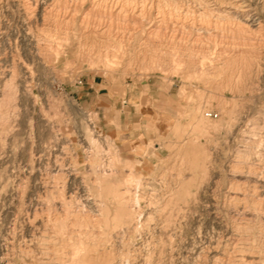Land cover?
<instances>
[{
  "label": "rangeland",
  "instance_id": "obj_1",
  "mask_svg": "<svg viewBox=\"0 0 264 264\" xmlns=\"http://www.w3.org/2000/svg\"><path fill=\"white\" fill-rule=\"evenodd\" d=\"M30 1L0 0V264H264V182L242 192L264 161V0H154L86 38L65 0ZM121 126L151 137L123 153Z\"/></svg>",
  "mask_w": 264,
  "mask_h": 264
},
{
  "label": "bare ground",
  "instance_id": "obj_2",
  "mask_svg": "<svg viewBox=\"0 0 264 264\" xmlns=\"http://www.w3.org/2000/svg\"><path fill=\"white\" fill-rule=\"evenodd\" d=\"M52 1V0H51ZM154 0H65L63 3H60L59 1H55L54 3H51V7H55L56 5L60 6L62 4V21H64V24L66 25V29L69 26V33L72 31L79 32V38H86L87 36L93 34L94 32H108L113 27L112 18L118 19L119 16L123 15V20L126 19L127 21V28L130 29L128 24H134L139 18L149 19L151 14V7L154 4ZM218 1V0H217ZM30 5L33 6L37 5V0H32L28 2ZM49 3V4H50ZM87 3V5H85ZM27 4V3H26ZM231 7L239 13H247L249 10L248 5L244 3L242 0H232L230 2ZM50 6V5H48ZM230 6V5H229ZM57 8V7H56ZM48 9V8H47ZM46 9V10H47ZM60 9V8H59ZM58 9V10H59ZM56 10V9H55ZM57 10V11H58ZM213 10V9H212ZM30 11V10H29ZM54 12V11H53ZM56 12H54L55 14ZM164 15V14H163ZM168 15V14H167ZM177 15V14H176ZM206 16V15H205ZM55 17H58L57 13L55 14ZM106 17V18H105ZM108 18V19H107ZM185 18V17H184ZM14 19V18H13ZM29 21V20H28ZM54 21V20H53ZM130 21V23L128 22ZM161 21V20H160ZM117 22V21H116ZM120 22V21H119ZM125 22V21H124ZM140 23V21H138ZM142 22V21H141ZM158 22V20H157ZM155 23V21H154ZM121 24V23H120ZM115 25V24H114ZM136 26V25H135ZM65 27V26H64ZM119 27V26H118ZM137 27V26H136ZM151 27V26H150ZM126 28V30H127ZM134 28V27H133ZM59 29V28H58ZM114 30V29H113ZM121 30V29H120ZM53 31V30H52ZM64 31V30H63ZM116 31V30H115ZM129 31V30H128ZM39 32V30H38ZM114 32V31H113ZM132 32V31H130ZM150 32V31H149ZM65 33V32H63ZM68 33V32H67ZM66 33V34H67ZM125 33V32H124ZM107 34V33H106ZM105 34V35H106ZM120 34V33H119ZM129 34V33H128ZM244 34V33H243ZM65 36V34H63ZM62 35V36H63ZM117 35V34H116ZM64 38H67L65 36ZM38 39V38H37ZM84 40V39H83ZM39 42V41H38ZM37 42V43H38ZM51 43V42H50ZM144 43V42H143ZM80 46H85L84 41L79 43ZM92 49V48H91ZM3 57V56H2ZM0 64H1V58H0ZM1 66V65H0ZM15 66V65H14ZM13 67V66H12ZM10 81V80H9ZM7 99V98H6ZM264 119V118H263ZM97 133V136H102L100 131H95ZM111 140V139H110ZM94 141V140H93ZM241 151V150H240ZM90 156V155H89ZM240 156V155H239ZM264 160V158H263ZM233 162V161H232ZM234 164V163H233ZM101 166V165H100ZM234 166V165H233ZM235 168V167H234ZM249 168V167H248ZM247 168V169H248ZM66 169V168H65ZM243 170V169H242ZM63 172V171H62ZM237 172V174H235ZM243 172V171H242ZM242 172L235 171L234 175H239ZM67 173V172H66ZM247 174L250 178H247L246 181H243L242 187H243V197L247 192L252 191L257 195L256 193L261 191L263 188V182H264V161L259 163L258 165L254 166L253 168L249 169L247 171ZM249 181H252L251 184H249ZM101 184V182H100ZM241 188V187H239ZM237 189V188H236ZM240 190V189H239ZM251 194V193H250ZM234 197V196H233ZM258 198V197H257ZM237 199V198H236ZM259 199V198H258ZM263 199V198H262ZM239 200H241L239 198ZM261 200V199H259ZM93 201V200H92ZM258 201V200H257ZM97 204H99V216L104 217L107 213L108 207L106 203V199H99L98 201H95ZM261 202V201H260ZM253 203V202H252ZM259 203V201H258ZM261 204V203H260ZM257 205V204H256ZM236 206V205H235ZM242 207V206H241ZM53 209V208H52ZM244 209V208H243ZM242 209V210H243ZM82 210V209H81ZM245 210V209H244ZM45 211V210H44ZM241 211V210H240ZM238 212V211H237ZM243 212V211H242ZM235 213V212H234ZM233 213V214H234ZM240 213V212H238ZM236 214V213H235ZM37 215V214H36ZM239 215V214H238ZM85 216V215H84ZM36 220V219H35ZM92 220H97L96 216ZM15 222V221H14ZM71 222V221H70ZM73 222V221H72ZM94 223V222H93ZM92 223V224H93ZM30 225V224H29ZM84 225V224H83ZM263 226V225H262ZM261 226V227H262ZM243 228V227H242ZM98 229V228H97ZM77 230V229H76ZM97 231V230H96ZM97 234V233H96ZM99 238V237H98ZM237 240V239H236ZM43 242V241H42ZM226 243H224L225 247L228 249L224 250L225 254L227 255V260H230V257L232 258L234 253H232L236 247L237 241H235L234 237L226 240ZM24 243V242H23ZM29 243V242H27ZM40 243V242H39ZM39 246V245H38ZM8 247V246H7ZM82 247V246H81ZM29 249V248H28ZM88 250V248H87ZM247 250V249H246ZM31 251V250H30ZM74 252V251H73ZM111 253V252H110ZM24 255V254H23ZM223 255V253H222ZM27 256V255H26ZM81 256V255H80ZM222 257V256H221ZM251 260H254L255 256H250ZM26 258V257H25ZM249 262L250 259H247ZM46 261V260H45ZM247 261V262H248ZM255 262V261H254ZM20 263V262H19ZM222 263V262H221ZM43 264V262H42ZM121 264V263H120Z\"/></svg>",
  "mask_w": 264,
  "mask_h": 264
},
{
  "label": "crops",
  "instance_id": "obj_3",
  "mask_svg": "<svg viewBox=\"0 0 264 264\" xmlns=\"http://www.w3.org/2000/svg\"><path fill=\"white\" fill-rule=\"evenodd\" d=\"M85 95L89 96V103L94 104L95 99L98 98L96 89L93 84H89L85 88ZM111 134L119 147H121L122 152H130L136 147L143 145L148 142L151 137V130L149 128H122L121 127H112Z\"/></svg>",
  "mask_w": 264,
  "mask_h": 264
},
{
  "label": "built area",
  "instance_id": "obj_4",
  "mask_svg": "<svg viewBox=\"0 0 264 264\" xmlns=\"http://www.w3.org/2000/svg\"><path fill=\"white\" fill-rule=\"evenodd\" d=\"M125 101H123V103H124Z\"/></svg>",
  "mask_w": 264,
  "mask_h": 264
}]
</instances>
